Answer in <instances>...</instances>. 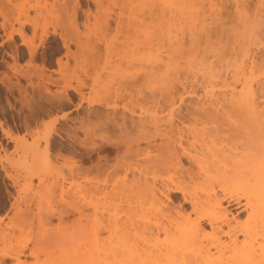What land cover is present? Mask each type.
<instances>
[{
	"label": "bare ground",
	"instance_id": "6f19581e",
	"mask_svg": "<svg viewBox=\"0 0 264 264\" xmlns=\"http://www.w3.org/2000/svg\"><path fill=\"white\" fill-rule=\"evenodd\" d=\"M85 1L84 19L103 34L136 25L143 51L156 25L165 95L150 117L102 115L99 138L121 148L88 169L117 174L108 185L52 157L47 138L28 145L0 125L15 144L6 178L21 199L38 191V225L21 212L0 227V264H264V0H128L126 21ZM78 10V0H0V86L24 119L41 112L30 102L68 100L69 58L88 45ZM211 26L231 44L212 40ZM66 171L69 187L56 198Z\"/></svg>",
	"mask_w": 264,
	"mask_h": 264
},
{
	"label": "rangeland",
	"instance_id": "374dc122",
	"mask_svg": "<svg viewBox=\"0 0 264 264\" xmlns=\"http://www.w3.org/2000/svg\"><path fill=\"white\" fill-rule=\"evenodd\" d=\"M78 1L79 10L76 24L82 35H85V43L88 45L86 49L79 52L76 61L73 58H69L68 100L55 102L52 108H49L44 102L39 103V105L38 103L30 102L32 103L31 107L34 105V107H42L39 108L41 112L37 117L24 119L22 115H17L15 112L19 108V104L14 102L10 94L0 86V125L14 136L23 138L28 145L37 141L42 142L47 138L52 148V157L81 166L79 168L82 171L85 169L90 174L87 175L85 172L83 173L84 177L86 175L88 177L91 175L95 177L96 173L94 172L95 174H93L92 171H89L88 167L91 166L90 168H92L97 160L102 158L101 161L103 163L107 162L111 164L116 150L118 151L121 148L115 147L110 142L99 138V134H101V131L103 132V129L101 130L103 120L101 119L105 115L104 112H112L113 110L115 112L116 110L117 114H122V112L126 115L135 114L136 118L140 116L145 117V113H147L146 117H150L154 113L157 104H160L159 102L162 101L161 99L165 95L162 80L166 70V60L162 59L164 57L162 53L163 45L155 24H151L149 29L150 49L143 51L141 47H143L146 38L142 32L134 31L136 25L132 26L133 28L131 27L132 30L131 28L128 29L130 30L128 32L120 29L121 31L116 33L112 27L111 30L103 34L98 26L94 24L93 18H90L89 21L84 19L81 10L86 8V1ZM90 5L92 10L95 11L91 3ZM101 5L106 14L109 13L114 18L120 17L122 20L125 19L123 21H126L129 14H135V10L128 0H101ZM230 5H232L230 1L224 4L223 14L225 15V20L229 21V25L232 26L234 19L233 10H231L232 7H229ZM225 9L229 11L226 10L228 12L225 13ZM98 12L100 17L104 16L101 9H98ZM226 18H229V20ZM227 22H224V25L226 24L224 28L228 26ZM71 24L72 21L69 20V29ZM230 26L228 27L230 28ZM263 27L264 22L261 27L264 30ZM211 28H213L211 29L213 31H210V34L213 33L211 37L212 40H215L219 36L220 31L218 28L221 27L217 26L216 28V26H211ZM216 31H219L217 36L215 34ZM262 34L264 45V33ZM219 38L223 39L224 45L226 43L231 44V41H227L221 36ZM135 47H138L137 52L133 49ZM0 68L2 69L3 67ZM186 76L184 82L187 80V83H192L194 79L192 73ZM187 83L186 85L190 84L189 86H191V83ZM194 85H196V88ZM194 85L192 86L196 90L194 91L199 93L200 87L196 83ZM138 97H142L143 99L141 98V100L146 99L144 103L147 106H143L142 104L144 103L140 102ZM136 99H139L138 102ZM151 101L153 102L152 104L150 103ZM154 102L157 103L155 104ZM140 105L145 109L143 110ZM149 105L151 108H149ZM152 107L154 108L152 109ZM141 109L146 112H141ZM54 117L57 118L56 129L45 136L41 129L46 123V119H53ZM98 139L101 140L99 141ZM101 141L103 142L101 143ZM14 146L15 144L9 141L0 130L1 228L7 225L5 223L9 222V218L15 219L21 212H24V215L26 214V218L28 217L27 222L33 223L34 226L38 225L35 217L38 213V198L34 195L38 191L35 188L31 189L21 199V195H17L18 192L12 185V180L6 178L2 170L5 155L11 153L14 150ZM80 171L79 176L82 174H80ZM106 174H96V176H101V180L106 179L107 185L113 183L112 181L115 180L117 174L110 175L111 177H107ZM81 176H77V178L81 179ZM61 182L51 190L56 198H58L62 189H66L65 191L68 189L69 174L67 171L65 181ZM39 193L45 194L48 193V190L42 189V191L39 190ZM12 216H15V218Z\"/></svg>",
	"mask_w": 264,
	"mask_h": 264
},
{
	"label": "snow or ice",
	"instance_id": "6c2138e0",
	"mask_svg": "<svg viewBox=\"0 0 264 264\" xmlns=\"http://www.w3.org/2000/svg\"><path fill=\"white\" fill-rule=\"evenodd\" d=\"M57 125V118L53 119H46V123L44 124L41 131L44 133L45 136H47L50 132L55 131ZM15 259V257H13Z\"/></svg>",
	"mask_w": 264,
	"mask_h": 264
}]
</instances>
